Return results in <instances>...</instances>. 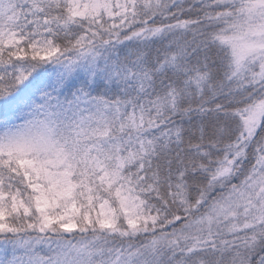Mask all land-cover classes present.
I'll list each match as a JSON object with an SVG mask.
<instances>
[{
    "label": "snow or ice",
    "instance_id": "snow-or-ice-1",
    "mask_svg": "<svg viewBox=\"0 0 264 264\" xmlns=\"http://www.w3.org/2000/svg\"><path fill=\"white\" fill-rule=\"evenodd\" d=\"M0 264H264V0H0Z\"/></svg>",
    "mask_w": 264,
    "mask_h": 264
}]
</instances>
